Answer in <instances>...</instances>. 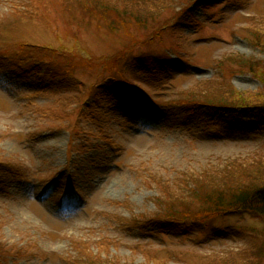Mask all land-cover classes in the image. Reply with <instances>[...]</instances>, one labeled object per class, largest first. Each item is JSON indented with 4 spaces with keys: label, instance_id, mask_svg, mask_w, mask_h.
Masks as SVG:
<instances>
[{
    "label": "rangeland",
    "instance_id": "1",
    "mask_svg": "<svg viewBox=\"0 0 264 264\" xmlns=\"http://www.w3.org/2000/svg\"><path fill=\"white\" fill-rule=\"evenodd\" d=\"M223 2L208 8L193 2L186 8L194 17L183 21H207L204 35L184 24L155 46L135 47L132 54L138 57L129 58L123 72L139 84L144 98L131 94L126 99L118 89L82 105L93 78L79 75L84 86L72 88L70 80L42 81L21 71L12 76L13 71L0 67V257L5 260L0 264H213L222 258L264 264V223L250 213L223 215L211 227L199 224L190 230L161 229L155 220L143 224L144 214L150 217L158 210L152 174L166 181L183 171L264 161V132L220 134L184 125L182 115L170 118L160 108L189 88L225 89L217 64L227 55L264 63V50L246 31L251 18L264 21V0ZM28 3L0 0V51L16 49L24 39L54 40L48 28L14 20L18 7ZM183 3L159 6L157 21H165ZM55 21L64 27L69 18L58 12ZM80 37L97 57L111 56L130 40L120 31L94 29L82 30ZM164 51L172 66L154 72L150 56ZM14 55L31 61L35 50ZM232 66L237 71L225 79L235 89L262 90L252 72ZM169 184L180 194L178 186Z\"/></svg>",
    "mask_w": 264,
    "mask_h": 264
},
{
    "label": "trees",
    "instance_id": "2",
    "mask_svg": "<svg viewBox=\"0 0 264 264\" xmlns=\"http://www.w3.org/2000/svg\"><path fill=\"white\" fill-rule=\"evenodd\" d=\"M47 1L46 4V0H30V3L18 7L20 11L16 12L14 20L46 27L54 40L47 43L24 39L16 44V49L8 47L4 52L0 51L2 58L0 67L3 65L5 68L3 71L8 74L13 71L12 76L20 74L21 71L22 74H27L33 79L39 76L42 81L70 80L74 83L70 85L72 88L78 85L84 86L85 82L78 77L79 75L93 78L91 86L86 89L85 99L81 101L82 105H90L91 97L97 98L105 94L112 96L118 89L125 92L126 99H129L131 94L143 97L140 94L144 92L143 89H140L139 84L132 80L130 75L125 76L123 72L129 58L138 57L132 54L135 47L155 46L165 33L175 31L184 24L198 27V33L204 35L207 21H183L194 17L186 8L193 2L205 5L207 8L224 3L223 0H181L185 3L180 10L174 11L165 21H157L155 9L174 0ZM58 12L68 15L69 21H63L64 27L55 21ZM254 19H250L252 21L246 27V31L250 41L264 50V21L256 22ZM91 29L97 32L106 30L113 34L120 31L130 39L129 44L111 56H93L92 52L83 45L80 37L82 30ZM207 36L209 37V34ZM32 49L35 50V55L31 61L14 55V51H32ZM171 52L182 53L177 49H172ZM150 57L155 60V63H150L155 68L154 72L170 70L172 65L170 66L171 58L168 51H164L159 57L152 55ZM139 60L141 61V58ZM232 65L238 66L240 70L252 72L263 83L262 90L241 92L235 89L230 80L225 79L227 74L231 75L237 71ZM217 67L225 77L219 78L226 81L225 89L214 85L208 90L209 87L206 85L204 88L200 86L197 89L183 90L175 98L162 103L160 108L163 113L170 118L182 115L184 125L198 124L204 130L212 129L220 134L230 132L252 135L264 132V63L254 57L230 54L221 59ZM132 71L134 70L130 72ZM245 163L249 162H232L223 169L205 170L195 174L183 171L175 175L173 180L166 181L152 174L151 179L156 180L159 190V197L156 198L158 210L150 217L144 214L146 219L143 224L155 220L161 224V229L176 227L190 230L199 224L211 227L212 222L223 215L242 213H250L264 223V161L255 159L249 164ZM170 182L178 186L180 194L171 190ZM135 220L137 219L134 218L133 221ZM260 235L264 239V227ZM1 247L0 256L3 251ZM251 254L256 256L257 250L253 249ZM223 259H214L213 264L234 263V260ZM0 261L5 262L2 257ZM92 262L105 264L101 260ZM110 264L121 263L113 261Z\"/></svg>",
    "mask_w": 264,
    "mask_h": 264
}]
</instances>
